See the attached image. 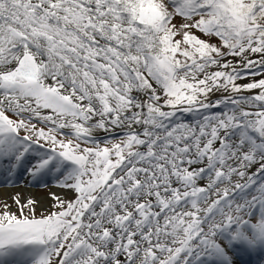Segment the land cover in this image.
<instances>
[{
    "label": "snow or ice",
    "instance_id": "snow-or-ice-1",
    "mask_svg": "<svg viewBox=\"0 0 264 264\" xmlns=\"http://www.w3.org/2000/svg\"><path fill=\"white\" fill-rule=\"evenodd\" d=\"M0 264H264V0H0Z\"/></svg>",
    "mask_w": 264,
    "mask_h": 264
},
{
    "label": "bare ground",
    "instance_id": "bare-ground-1",
    "mask_svg": "<svg viewBox=\"0 0 264 264\" xmlns=\"http://www.w3.org/2000/svg\"><path fill=\"white\" fill-rule=\"evenodd\" d=\"M16 188L18 192H24L25 196H30V197L33 196L35 199L40 200L41 203H46L50 190L57 191V189H55L54 187L51 189L48 188V191L46 193L39 195L36 193L37 191L35 190V187L33 185H24L23 181H22V186H19ZM0 193L7 195L8 191L7 189H4V190L0 189Z\"/></svg>",
    "mask_w": 264,
    "mask_h": 264
},
{
    "label": "rangeland",
    "instance_id": "rangeland-1",
    "mask_svg": "<svg viewBox=\"0 0 264 264\" xmlns=\"http://www.w3.org/2000/svg\"><path fill=\"white\" fill-rule=\"evenodd\" d=\"M20 186H22V185L20 184ZM34 187H35V190L37 191L36 193L39 195L44 194L48 191V188H44V187H41L39 185H36ZM4 189H7V188H3V190ZM7 191H8L7 195L18 192L16 187L11 188V189H7ZM19 193H21L23 196H25L24 192H19ZM31 197H33V196H31Z\"/></svg>",
    "mask_w": 264,
    "mask_h": 264
}]
</instances>
